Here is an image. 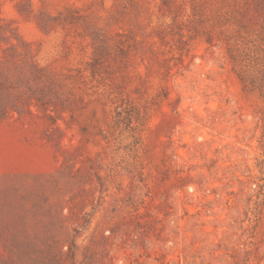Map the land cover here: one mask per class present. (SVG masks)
Instances as JSON below:
<instances>
[{
  "label": "rangeland",
  "instance_id": "obj_1",
  "mask_svg": "<svg viewBox=\"0 0 264 264\" xmlns=\"http://www.w3.org/2000/svg\"><path fill=\"white\" fill-rule=\"evenodd\" d=\"M0 264H264V0H0Z\"/></svg>",
  "mask_w": 264,
  "mask_h": 264
}]
</instances>
